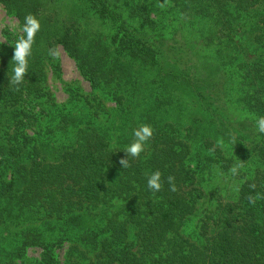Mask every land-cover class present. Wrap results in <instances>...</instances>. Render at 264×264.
<instances>
[{
  "label": "trees",
  "instance_id": "1",
  "mask_svg": "<svg viewBox=\"0 0 264 264\" xmlns=\"http://www.w3.org/2000/svg\"><path fill=\"white\" fill-rule=\"evenodd\" d=\"M0 3L20 23L28 13L41 22L19 86L9 85L14 45L0 43V264H264V199L247 200L264 196V134L254 131L264 0ZM57 46L100 94L67 85V102L56 100L47 81L50 69L61 78L48 55ZM152 83L166 95L153 88L144 111L139 90ZM176 84L205 88L200 104L218 126L196 152L179 125L154 120ZM141 117L153 137L123 169ZM235 162L244 167L233 177Z\"/></svg>",
  "mask_w": 264,
  "mask_h": 264
},
{
  "label": "rangeland",
  "instance_id": "2",
  "mask_svg": "<svg viewBox=\"0 0 264 264\" xmlns=\"http://www.w3.org/2000/svg\"><path fill=\"white\" fill-rule=\"evenodd\" d=\"M12 20L19 22L17 17L8 12L5 6L0 3V43L10 45L12 41L15 40V36L9 31L7 26ZM59 48L62 53L61 58L59 59L61 65V78H58L57 73L50 69L47 81V85H49L50 90L54 93L56 100L59 103L67 102L69 96L68 92L65 90L67 85L80 87L86 94H100L101 92L92 89L90 82L79 72L74 59L71 58L62 47ZM173 50L174 49L170 50L171 53ZM154 74L156 73L151 71L149 78L154 76ZM143 80H148V77L145 76ZM153 88L161 90L162 92L159 94H161L162 97L166 95L161 88V83H152L151 85H146L144 88H141L139 90V104L142 109H145L144 111H150L148 109V107H150L149 97L150 91L153 90ZM170 89L171 91L169 94L172 97L166 103V110L163 109L162 111H158V116H156L154 120L162 118L179 125L191 143L193 151L196 152L202 149L201 147L208 134L214 135L217 134L218 131L217 124L210 123L209 119L212 117L208 112L204 111V107L200 104L202 99L198 95V92L204 91L205 88L201 86L196 89L189 86V84H176L171 85ZM107 102L109 107L113 106L112 101ZM146 119L147 117H141V122L139 120V126L143 124ZM232 137H230V143L234 148L238 146L239 142ZM221 138L222 142L224 138L222 136ZM212 202V200H209L208 202H205L204 205L212 207ZM40 251L41 250L38 247H31L28 250V256L38 257L40 256Z\"/></svg>",
  "mask_w": 264,
  "mask_h": 264
},
{
  "label": "clouds",
  "instance_id": "3",
  "mask_svg": "<svg viewBox=\"0 0 264 264\" xmlns=\"http://www.w3.org/2000/svg\"><path fill=\"white\" fill-rule=\"evenodd\" d=\"M167 0L165 3H160V8L166 7ZM9 31L15 36V40L12 41L14 45V53L10 62V70L12 75L9 78V85L19 86L23 83L29 68V57L32 55L33 44L37 33L41 28V22L37 16L28 13L25 15L23 23L16 20H12L8 23ZM48 55L53 59L61 58L60 48L53 47L48 49ZM15 90H19L17 87ZM254 131L259 134H264V115L255 118ZM154 129L148 124H141L133 130V140L130 144L124 147L125 157H121L119 163L123 169L130 167V161L139 158L141 153L145 151L147 142L153 137ZM218 146H222V142L218 141ZM235 144V141H234ZM244 167L242 162H235L229 169V173L236 177L239 175L240 170ZM169 184V190L172 192L177 191L175 183V177L169 175L167 177ZM147 186L153 192L161 191L163 187L162 173L159 170L147 174ZM250 188L255 189L256 185H249ZM234 191L239 192V185L234 186ZM264 199L259 193L256 195H248L247 200L250 205H255L257 200Z\"/></svg>",
  "mask_w": 264,
  "mask_h": 264
}]
</instances>
